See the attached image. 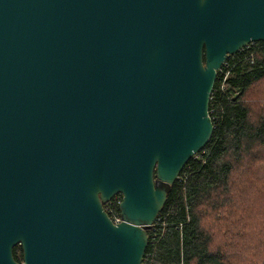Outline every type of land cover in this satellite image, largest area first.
Instances as JSON below:
<instances>
[{"label":"water","instance_id":"water-1","mask_svg":"<svg viewBox=\"0 0 264 264\" xmlns=\"http://www.w3.org/2000/svg\"><path fill=\"white\" fill-rule=\"evenodd\" d=\"M251 10L0 0V264H142L149 228L211 140V92ZM116 195L119 224L104 209Z\"/></svg>","mask_w":264,"mask_h":264},{"label":"trees","instance_id":"trees-1","mask_svg":"<svg viewBox=\"0 0 264 264\" xmlns=\"http://www.w3.org/2000/svg\"><path fill=\"white\" fill-rule=\"evenodd\" d=\"M223 71L219 121L149 229L142 264H264V48L239 52Z\"/></svg>","mask_w":264,"mask_h":264},{"label":"flooded vegetation","instance_id":"flooded-vegetation-1","mask_svg":"<svg viewBox=\"0 0 264 264\" xmlns=\"http://www.w3.org/2000/svg\"><path fill=\"white\" fill-rule=\"evenodd\" d=\"M248 4L252 8L251 15L255 16L256 21L253 29L250 30V36L248 40L245 41V46L243 49L249 48H264V0H248ZM247 6L243 7V12H247ZM252 22V21H250ZM249 22V23H250ZM22 255V260L18 261L19 263L23 262V248L21 245H17L13 249V255L16 259V254Z\"/></svg>","mask_w":264,"mask_h":264},{"label":"built area","instance_id":"built-area-1","mask_svg":"<svg viewBox=\"0 0 264 264\" xmlns=\"http://www.w3.org/2000/svg\"><path fill=\"white\" fill-rule=\"evenodd\" d=\"M241 51L243 52V51H245V49H242ZM226 62L224 63V65H222V68L218 71V75H217V78H216V79H221V78L223 79V81H221V83H222L221 92H224V90H225V82H226V79H227V73H225L223 71L225 66H226ZM216 92L217 91L215 89H213V91L211 92L212 94H211V97H210V106H209V116L212 119L214 128H215V123L217 121H219V119H218L219 115H218L217 110H216V108L214 106V104L216 103ZM122 200H123L122 195H116V196H114L112 198V200L109 203L104 205V209H105L106 213L109 215L111 221L114 224H119V223L122 222V219H121V216H120L121 215L120 207H121V204H122ZM156 226H157V222L153 226H151L149 229L155 230Z\"/></svg>","mask_w":264,"mask_h":264},{"label":"rangeland","instance_id":"rangeland-1","mask_svg":"<svg viewBox=\"0 0 264 264\" xmlns=\"http://www.w3.org/2000/svg\"><path fill=\"white\" fill-rule=\"evenodd\" d=\"M197 156H198V155H196L195 158H199V156H198V157H197ZM180 179H181V180H185V176H183L182 178H181V176H180ZM206 224H207V223H206Z\"/></svg>","mask_w":264,"mask_h":264}]
</instances>
